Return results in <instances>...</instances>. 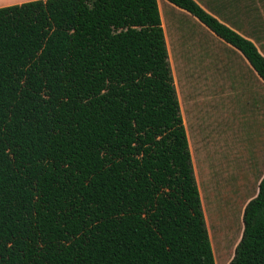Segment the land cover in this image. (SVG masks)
<instances>
[{
  "label": "trees",
  "instance_id": "trees-1",
  "mask_svg": "<svg viewBox=\"0 0 264 264\" xmlns=\"http://www.w3.org/2000/svg\"><path fill=\"white\" fill-rule=\"evenodd\" d=\"M0 264H216L158 0L0 8ZM230 264H264V178Z\"/></svg>",
  "mask_w": 264,
  "mask_h": 264
},
{
  "label": "rangeland",
  "instance_id": "rangeland-1",
  "mask_svg": "<svg viewBox=\"0 0 264 264\" xmlns=\"http://www.w3.org/2000/svg\"><path fill=\"white\" fill-rule=\"evenodd\" d=\"M159 7L215 261L230 264L264 178V86L246 84L255 71L198 19Z\"/></svg>",
  "mask_w": 264,
  "mask_h": 264
},
{
  "label": "crops",
  "instance_id": "crops-1",
  "mask_svg": "<svg viewBox=\"0 0 264 264\" xmlns=\"http://www.w3.org/2000/svg\"><path fill=\"white\" fill-rule=\"evenodd\" d=\"M32 1L37 0H0V8L21 5ZM196 1L209 13L217 17L220 21L224 22L227 26L233 28L242 36L251 40L256 45L260 53L264 56V0ZM169 12L170 14L174 13V11ZM170 14L168 16H170ZM230 47H232V49L235 51H238L233 46L230 45ZM238 53L247 61L248 65L254 72L255 70L252 68L244 55L240 51H238ZM246 81V84L249 85V87L253 86L254 84L256 86H264V81L258 76L256 71L254 72V78L247 79ZM251 82L253 83L252 85ZM250 91L252 92L253 89L251 88ZM257 92H259V88Z\"/></svg>",
  "mask_w": 264,
  "mask_h": 264
}]
</instances>
